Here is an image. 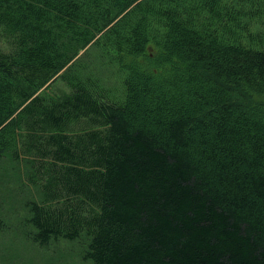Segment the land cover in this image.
<instances>
[{"label":"trees","instance_id":"16d2710c","mask_svg":"<svg viewBox=\"0 0 264 264\" xmlns=\"http://www.w3.org/2000/svg\"><path fill=\"white\" fill-rule=\"evenodd\" d=\"M260 24L264 0H0V161L37 192L34 242L83 236L91 264H264ZM55 76L67 89L46 92Z\"/></svg>","mask_w":264,"mask_h":264},{"label":"rangeland","instance_id":"374dc122","mask_svg":"<svg viewBox=\"0 0 264 264\" xmlns=\"http://www.w3.org/2000/svg\"><path fill=\"white\" fill-rule=\"evenodd\" d=\"M259 27L264 29L262 24ZM0 46H3L1 42ZM90 51L93 54L90 59L95 63L96 69H101L109 85L120 89L124 77L119 70L121 64L118 65L108 58L95 60L93 57L96 56V49L92 48ZM153 52V46L148 44L145 54L151 55ZM126 58L123 57L122 61ZM56 76L49 80L51 85L46 92L54 93L67 89ZM253 97L264 102V91L253 94ZM0 163V264H91L83 256L86 246V239L83 236L72 241L60 238L45 245L34 242L30 237L33 229L26 221L29 214L25 201L38 200L37 192L24 179V167L20 161H9L4 157Z\"/></svg>","mask_w":264,"mask_h":264}]
</instances>
